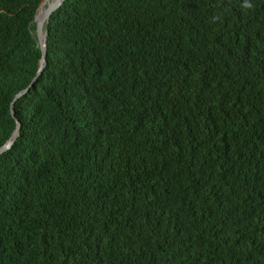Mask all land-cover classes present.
<instances>
[{
	"label": "trees",
	"instance_id": "1",
	"mask_svg": "<svg viewBox=\"0 0 264 264\" xmlns=\"http://www.w3.org/2000/svg\"><path fill=\"white\" fill-rule=\"evenodd\" d=\"M41 2L0 0V264H264V0H64L36 77Z\"/></svg>",
	"mask_w": 264,
	"mask_h": 264
},
{
	"label": "water",
	"instance_id": "2",
	"mask_svg": "<svg viewBox=\"0 0 264 264\" xmlns=\"http://www.w3.org/2000/svg\"><path fill=\"white\" fill-rule=\"evenodd\" d=\"M64 0H61V1H48L47 2V6H46V9H45V12H43V16H42V19H41V22H37L36 21V18L34 19V22L36 24V40H37V46L41 49V52H42V63L39 67V70L36 74V77L40 75L44 65H45V62H46V35H47V30H45V37H44V42L42 44V30H43V26H46L47 23H48V20H49V17L50 15L63 3ZM42 6V2H41V5L40 7ZM39 7V9H40ZM38 9V11H39ZM29 88H26L23 92L17 94L15 97H14V100L12 101L11 105H10V111H11V114L13 115V104H14V101L19 98L20 96H22L25 92L28 91ZM19 128V123L17 122L16 124V130L13 132V134L11 135L10 139L6 142V144H4L3 146L0 147V155L3 154L10 146L11 144L13 143L14 139H15V136H16V132Z\"/></svg>",
	"mask_w": 264,
	"mask_h": 264
},
{
	"label": "rangeland",
	"instance_id": "3",
	"mask_svg": "<svg viewBox=\"0 0 264 264\" xmlns=\"http://www.w3.org/2000/svg\"><path fill=\"white\" fill-rule=\"evenodd\" d=\"M48 1H54V0H42V6L40 7V9H42V11H40V12H45ZM40 16H43V13H42V15H39L38 17H40ZM42 36H45L44 26H43V30H42Z\"/></svg>",
	"mask_w": 264,
	"mask_h": 264
},
{
	"label": "bare ground",
	"instance_id": "4",
	"mask_svg": "<svg viewBox=\"0 0 264 264\" xmlns=\"http://www.w3.org/2000/svg\"><path fill=\"white\" fill-rule=\"evenodd\" d=\"M54 1H56V0H54ZM57 1H61V0H57ZM40 11H42V9H39V11H38V15L36 16V21H37V22H41V19H42V16L38 17L39 15H42V13H43V12H40ZM44 37H45V36H42V44H43V42H44Z\"/></svg>",
	"mask_w": 264,
	"mask_h": 264
}]
</instances>
